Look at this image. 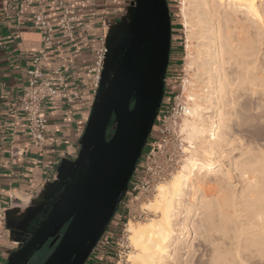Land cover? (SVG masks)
Listing matches in <instances>:
<instances>
[{"label": "bare ground", "instance_id": "obj_1", "mask_svg": "<svg viewBox=\"0 0 264 264\" xmlns=\"http://www.w3.org/2000/svg\"><path fill=\"white\" fill-rule=\"evenodd\" d=\"M180 12L197 81L188 148L145 203L158 219L128 224L127 261L264 264V0H182Z\"/></svg>", "mask_w": 264, "mask_h": 264}, {"label": "water", "instance_id": "obj_2", "mask_svg": "<svg viewBox=\"0 0 264 264\" xmlns=\"http://www.w3.org/2000/svg\"><path fill=\"white\" fill-rule=\"evenodd\" d=\"M124 28L123 36L116 31L105 39L99 92L58 195L6 264H36L41 256H33L48 240L51 251L40 264H85L115 214L164 94L171 42L167 0H134ZM116 44L118 54L111 57Z\"/></svg>", "mask_w": 264, "mask_h": 264}, {"label": "crops", "instance_id": "obj_3", "mask_svg": "<svg viewBox=\"0 0 264 264\" xmlns=\"http://www.w3.org/2000/svg\"><path fill=\"white\" fill-rule=\"evenodd\" d=\"M133 1L66 0L77 14L78 29L72 41L55 37L47 48L42 72L50 79L52 70L60 67L67 77L66 86L78 88L85 100L70 105L59 98L44 102L48 138L58 139L59 144H46L41 150L30 141L24 120L16 119L10 108L18 101L32 58L41 47L34 15L41 8L55 22L58 7L51 0H0V226L5 229L0 264H6L58 195V185L68 162L77 156L93 107L88 69L94 50L101 37L106 39L116 31L118 37L125 34ZM113 47L111 57L118 54L119 45Z\"/></svg>", "mask_w": 264, "mask_h": 264}, {"label": "built area", "instance_id": "obj_4", "mask_svg": "<svg viewBox=\"0 0 264 264\" xmlns=\"http://www.w3.org/2000/svg\"><path fill=\"white\" fill-rule=\"evenodd\" d=\"M51 1L58 7L56 21L54 22L51 15L41 8L35 13L34 21L41 35V47L32 58V65L27 70V79L18 101L10 108V113L16 119L24 120L30 141L41 150L46 144H59L58 139L48 138V119L43 110L44 102L49 98H59L70 105L76 101L85 100L78 88L66 86L67 77L60 67L52 70L53 77L50 79L43 75L42 64L47 55V48L55 37L72 41L78 29L75 23L77 14L74 9L67 6L66 0ZM106 53L105 39L101 37L94 50L93 62L88 69L92 97L90 105H93L99 92ZM183 83L182 77L178 83L179 89L171 95L168 101L162 98L146 147L115 212V217L117 218L119 215L121 219L128 207L126 222L122 223L118 220L115 225L107 226L104 236L101 237L102 245L97 246L96 244L103 259L112 250L114 264L129 263L127 257L130 249L127 245V238L124 239V234L127 233V225L131 219L140 217L145 212L142 209H139L138 212H131L127 203L138 204L143 198L152 195L156 186L171 176L181 161L183 142L178 136V131L183 117L189 115V100L184 95ZM9 196L11 197V195ZM119 230H121L120 233ZM4 232L5 229L0 226V249Z\"/></svg>", "mask_w": 264, "mask_h": 264}, {"label": "rangeland", "instance_id": "obj_5", "mask_svg": "<svg viewBox=\"0 0 264 264\" xmlns=\"http://www.w3.org/2000/svg\"><path fill=\"white\" fill-rule=\"evenodd\" d=\"M167 5H168V9H169L170 18H171V31H173V38H172L173 42L172 43H173L174 48H175L174 65H175L176 69H175L174 75L170 79L166 80L167 81L166 82L167 83L166 84V88H167L166 90L170 91L174 88V86H177L179 89L178 83L180 82L181 78L183 77V79L187 80V85H186L185 90H184V95L187 96V94L189 92L188 89H192V85L189 84V81L193 80L194 83L197 81H195V79L192 76L193 71H188L186 68V64H187L186 63V61H187L186 60L187 59L186 58V56H187L186 35H187V33L185 31V28L183 27V18H182L181 12H180V8L182 6V0H167ZM195 85H197V83ZM186 88H187V90H186ZM192 90L195 91V89H192ZM165 100H166V98H165ZM189 103H190L189 104V106H190L191 101ZM182 121H181V124H182ZM181 124L179 126L178 136L181 139V141L184 142L186 139L182 140L183 136L181 134ZM187 145H188L187 143H183V149L188 148ZM229 155H231V154H229ZM185 156H186V153L183 152L179 166L177 167V169L175 171L178 170V168L180 167L182 160L184 159ZM140 159L141 158H139V160ZM170 177L171 176L166 178L164 181H161L160 183L168 181ZM155 195H156V190L149 197L143 198L142 200H140L138 204L127 203L129 205V207L131 208V212H134V211L138 212L139 209H142L145 211L144 213H142V215L140 217L132 218L128 224L132 223L134 226H138L140 224L147 223L148 221H150V219H158V217H159L158 214L154 213L151 210L145 209V203L152 200L155 197ZM138 205H140V207H138ZM127 217H128V207L126 208L125 214L121 217V219H120L119 215H117V218L115 217V219H112L111 226L115 225V223L118 220H120L122 223H125ZM127 227H128V225H127ZM118 232L120 233L121 230H119ZM126 238H127V245L129 246L128 248L130 249L129 254H133L135 252V250H133L134 248L132 247L131 242L128 241V232L126 234H124V239H126ZM50 251H51L50 249H46L45 252L43 253V255H41V258H40L38 263H40V261H42L48 255V253ZM40 253H42V249L34 254L33 259L35 258V256L37 254H40ZM36 261H38V259ZM113 264H114V262H113ZM126 264H130V262L126 263Z\"/></svg>", "mask_w": 264, "mask_h": 264}, {"label": "trees", "instance_id": "obj_6", "mask_svg": "<svg viewBox=\"0 0 264 264\" xmlns=\"http://www.w3.org/2000/svg\"><path fill=\"white\" fill-rule=\"evenodd\" d=\"M173 86V85H172ZM167 88H166V86L164 85V94H163V100L166 98V101H168V99L171 97V95L175 92V91H177L178 90V87L177 86H174V88L172 89V90H170V91H167L166 90ZM167 94V95H166ZM112 132V129L109 127L108 128V134L109 133H111ZM148 139H149V137L147 138V142H148ZM147 144V143H146ZM145 147H146V145H145ZM145 147H144V149H145ZM144 149H143V151H144ZM142 151V152H143ZM137 164H138V162H137ZM115 215L116 214H114V216L112 217V219H114V217H115ZM112 219H111V221H112ZM111 221H110V223L108 224V227H109V225L111 224ZM103 236H104V234H103ZM102 236V237H103ZM102 243V238L98 241V243H97V246L98 245H102L101 244ZM97 246L94 248V250L92 251V253L90 254V256L88 257V259H87V261L85 262V264H113V252H112V250H110L109 252H108V254L106 255V257L103 259V256H102V254H101V252L100 251H98L97 250ZM42 261H40V263H41ZM39 263V264H40Z\"/></svg>", "mask_w": 264, "mask_h": 264}, {"label": "flooded vegetation", "instance_id": "obj_7", "mask_svg": "<svg viewBox=\"0 0 264 264\" xmlns=\"http://www.w3.org/2000/svg\"><path fill=\"white\" fill-rule=\"evenodd\" d=\"M172 38H173V31H171V42H170V51H169V58H168V65H167V70H166V73H165V78H164V85L166 86V80L167 79H170L173 75H174V72H175V65H174V61H175V48H174V45H173V41H172ZM50 241L51 240H48L42 247V253H40V256L43 255V253L45 252L46 249H50L51 250V247L49 246L50 244ZM41 257H39L38 261H36V264H39V260H40Z\"/></svg>", "mask_w": 264, "mask_h": 264}]
</instances>
